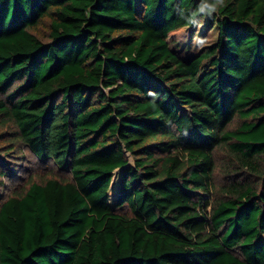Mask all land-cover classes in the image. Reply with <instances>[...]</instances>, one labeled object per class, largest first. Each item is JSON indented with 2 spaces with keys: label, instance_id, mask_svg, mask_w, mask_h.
<instances>
[{
  "label": "trees",
  "instance_id": "1",
  "mask_svg": "<svg viewBox=\"0 0 264 264\" xmlns=\"http://www.w3.org/2000/svg\"><path fill=\"white\" fill-rule=\"evenodd\" d=\"M200 3L0 0V264H264V0Z\"/></svg>",
  "mask_w": 264,
  "mask_h": 264
},
{
  "label": "rangeland",
  "instance_id": "2",
  "mask_svg": "<svg viewBox=\"0 0 264 264\" xmlns=\"http://www.w3.org/2000/svg\"><path fill=\"white\" fill-rule=\"evenodd\" d=\"M217 28L216 26H211L203 22L202 24H197L187 29L177 31L168 36L170 48L176 52L178 56L183 59L190 58L195 53H197L205 45H209L214 42L217 38ZM11 128H2V132L10 131ZM19 168L16 173L12 176H6L4 178V188L15 187L24 181L27 174H34L40 179L49 173V169L52 167L44 165L42 162L33 157L29 152H25L24 156L20 159ZM60 176H65L64 173H58ZM117 171L114 172V179L112 184H115ZM67 176V175H66ZM113 188H115L113 186ZM114 191H116L114 189ZM8 191H5L7 193ZM114 193H112L113 195Z\"/></svg>",
  "mask_w": 264,
  "mask_h": 264
},
{
  "label": "clouds",
  "instance_id": "3",
  "mask_svg": "<svg viewBox=\"0 0 264 264\" xmlns=\"http://www.w3.org/2000/svg\"><path fill=\"white\" fill-rule=\"evenodd\" d=\"M222 4H223V0H211V2H209V0H201V3L198 8V12L210 16L211 14L217 12L219 6H221ZM194 16L195 13L193 14V17ZM189 23L196 24L197 21L194 18H192L189 20Z\"/></svg>",
  "mask_w": 264,
  "mask_h": 264
}]
</instances>
